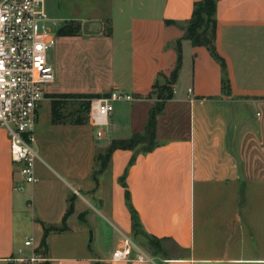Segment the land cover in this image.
I'll use <instances>...</instances> for the list:
<instances>
[{
    "label": "crops",
    "instance_id": "crops-1",
    "mask_svg": "<svg viewBox=\"0 0 264 264\" xmlns=\"http://www.w3.org/2000/svg\"><path fill=\"white\" fill-rule=\"evenodd\" d=\"M198 1L123 0L129 11L136 5L138 13L125 17L116 36L108 13V33L90 32L89 26L100 30L101 23L87 20H79L76 35L56 31L51 55L54 81L45 87L33 131V142L42 153L34 166L37 182L23 191L13 189L16 166L10 161L7 134L0 128V264H10L32 250L45 259L41 264H158L155 260L160 264H264V257L224 258L211 251L223 248L220 230L235 226V218L244 217V225L248 222L251 241L255 240L251 233L257 232L264 218V210H238L248 202L241 196L257 199L258 192H245L247 185L264 186V0L216 3L214 46L225 64L227 94L221 90L219 64L205 47L184 39ZM69 20L73 19H64L57 30ZM179 55L177 77L169 85L172 96L163 101L154 86L171 78ZM80 72L89 82L76 85ZM110 92L132 98L127 101L129 119L113 124L115 103L126 101L115 102L101 138L93 136L89 123L51 121L47 95ZM160 105L149 132L150 113ZM176 108L186 112L185 132L162 137L161 118ZM135 138L136 144H124ZM195 197L228 198L230 205L227 222L216 225L213 232L207 230L212 228L211 215L202 218L206 230L199 238ZM70 204L73 211L63 224ZM25 222L34 237L22 235ZM49 227L55 230L47 233L43 245V229ZM243 230L240 224L236 231L240 242ZM68 233L80 236L71 246ZM29 238L32 246H24ZM124 238L152 261L113 260ZM54 239L66 248L78 247V252L54 255ZM165 244L182 254L168 255ZM160 251L161 255L154 254Z\"/></svg>",
    "mask_w": 264,
    "mask_h": 264
},
{
    "label": "built area",
    "instance_id": "built-area-1",
    "mask_svg": "<svg viewBox=\"0 0 264 264\" xmlns=\"http://www.w3.org/2000/svg\"><path fill=\"white\" fill-rule=\"evenodd\" d=\"M46 11V0H0V128L9 140V157L16 166L14 190L37 182L34 164L38 155L32 147L37 112L45 98V87L54 81L48 52L53 50L56 33ZM188 91H190L188 89ZM126 94L110 92L90 100V125L96 137L104 136L106 120L117 101H131ZM25 240L24 246H32ZM113 260L151 262L140 248L128 239L113 252ZM45 259L34 250L13 258L10 264H41Z\"/></svg>",
    "mask_w": 264,
    "mask_h": 264
},
{
    "label": "rangeland",
    "instance_id": "rangeland-1",
    "mask_svg": "<svg viewBox=\"0 0 264 264\" xmlns=\"http://www.w3.org/2000/svg\"><path fill=\"white\" fill-rule=\"evenodd\" d=\"M123 10V12L120 11ZM46 11L48 16L53 20L54 24H49L47 28L51 33H56L57 27L59 24L63 23L64 19L66 18H71L73 20L65 21V22H73V23H79V20H87L89 23H101V28L99 27L100 30L96 29L94 26H89V31L90 32H103L106 33L108 31V15H110V18L113 21V24H115L116 27V34L119 32V29L122 25L126 23L125 17L129 13H138V10L136 8V5L131 11L128 10L126 2L124 3L123 0H46ZM78 20V21H77ZM99 20V21H98ZM51 55L52 51L48 52V59L51 61ZM77 61V60H76ZM75 65V64H74ZM89 82V77H84V75L80 74L75 78V84H83L85 82ZM47 89V88H46ZM97 98V97H96ZM93 99V98H91ZM90 99V100H91ZM89 100V103H90ZM153 102V101H152ZM77 103V101H76ZM78 107L77 104H69L66 108L68 111H75V109ZM130 108V103H124V102H119L115 103V111H114V122L113 124H125L127 123L129 117H128V109ZM183 108L179 109H172L170 112L165 117L161 118V129H164L162 133V137H171L175 135L182 134L185 132V129L187 127V120H186V112L182 111ZM84 116L87 118V123H90V106L88 108V111H85L83 113ZM161 116V115H160ZM164 116V114H163ZM112 127V125H111ZM110 126L107 128L108 130V135L110 134L109 132ZM104 129L106 130L105 126ZM93 136L96 137V129H92ZM107 137V139L111 138ZM37 142L32 143V147L37 151L38 156L42 157L41 151L37 148ZM39 157V158H40ZM39 160V159H37ZM51 166L54 167V164L47 159V162ZM35 166V164H34ZM17 178V177H16ZM31 185V184H26L25 186ZM257 187V188H256ZM24 190V189H23ZM22 190V191H23ZM245 192H258L257 199L256 198H248L247 199V194L246 196H241V198L244 200L246 199L248 202L245 203V209L243 205L238 207L239 211H257L261 212L264 210V186H255V185H247L245 188ZM220 199H223L220 198ZM242 200V201H243ZM245 200V201H246ZM244 202V201H243ZM220 204V207L217 208L216 206ZM243 204V203H242ZM195 205V236L196 237H201L200 232L206 230V228L202 227V218L203 217H209L211 221V227L208 228L210 232H213L214 229L216 230V225H224V223L227 222L228 218V213L230 211V205L228 198L226 200L222 201H215V200H200L195 197L194 201ZM27 217L28 214H24ZM232 215V214H230ZM235 221V226L230 227V229L227 228V231H224L223 228H221V236L224 237L225 241L223 240V248L221 249H216V250H211L217 253L221 257H234V258H255V257H264V227L260 226L264 220L258 222L257 227L259 228L256 233L252 232L251 235L255 237L254 241L248 240L249 238V233H248V227L245 225L248 224V222L244 225V217L241 218V221L238 218L233 219ZM240 223H239V222ZM28 222V221H27ZM26 223V222H25ZM27 224V223H26ZM24 224L23 227V233L22 235L26 236H33V231L30 230L29 225ZM240 224L243 225L244 230L242 237L244 240L240 242L239 240V233H236L237 228L240 226ZM75 225H73L74 227ZM239 230V229H238ZM104 235L107 237V240H109V233L104 232ZM66 240L70 242V246L72 243L76 242L77 239L80 237L79 234L77 233H68L66 235ZM120 236V235H119ZM217 236V235H216ZM34 237V236H33ZM91 234H88V239H91ZM122 238V236H120ZM258 237V239H257ZM54 243L52 245V251L55 253L54 255L56 256H64L68 254L67 252L71 251H76L78 252V247H70L66 248L64 245L60 244L58 239L53 240ZM149 245L152 243L149 242ZM164 244V243H163ZM163 244L160 246L163 247ZM216 244V243H215ZM221 244V243H220ZM77 245V243H76ZM167 246L168 255L176 256L177 254H182L180 253L181 251L177 250H172L171 249V244H165V247ZM149 250L151 253L153 251ZM161 249V248H160ZM142 250V249H141ZM143 251V250H142ZM160 252L154 253L155 255L160 254ZM161 255V254H160ZM216 255V254H215ZM156 259V258H153ZM156 263L160 264L158 260H155ZM220 263V264H224ZM57 264V263H56ZM58 264H61L58 262ZM234 264H255L251 262H238Z\"/></svg>",
    "mask_w": 264,
    "mask_h": 264
},
{
    "label": "trees",
    "instance_id": "trees-1",
    "mask_svg": "<svg viewBox=\"0 0 264 264\" xmlns=\"http://www.w3.org/2000/svg\"><path fill=\"white\" fill-rule=\"evenodd\" d=\"M218 0H200L194 3L193 11L190 19L186 23L184 39H187L191 42L193 46H203L207 49L209 54L213 59L219 64L221 68V90L224 94L229 92V81L227 77V72L225 70V64L223 60L219 57L215 50L214 41L216 33V3ZM74 22V21H73ZM66 22L58 30V35H76L79 32L80 25L79 23ZM108 33V32H107ZM180 55L178 56V62L174 68V71L171 74V78L161 86L155 85L154 89H157V97L163 98V101H166L172 96V89L169 88L174 80L177 77V72L180 67ZM51 99V121L53 123H70V124H88L86 116L83 115L85 111H88L89 100L91 98L99 97L97 95H86V94H53L47 95ZM77 101V103H76ZM69 104H77L78 107L75 111L66 110ZM161 105L158 106L155 110H152L149 116V132L154 126L155 116L159 113ZM147 133V135L149 134ZM124 144L134 145L136 144V138L130 142H124ZM116 146V145H115ZM121 146V145H120ZM131 219L133 225L136 226L137 221L135 217L134 210L129 204ZM73 207L70 204L65 214L62 217V223L66 221L67 217L72 213ZM51 230H55L52 227L43 229V240L42 244L44 245V238L47 233Z\"/></svg>",
    "mask_w": 264,
    "mask_h": 264
}]
</instances>
